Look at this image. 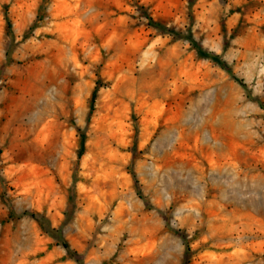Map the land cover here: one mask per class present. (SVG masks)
Segmentation results:
<instances>
[{
    "label": "rangeland",
    "instance_id": "rangeland-1",
    "mask_svg": "<svg viewBox=\"0 0 264 264\" xmlns=\"http://www.w3.org/2000/svg\"><path fill=\"white\" fill-rule=\"evenodd\" d=\"M263 75L264 0H0L3 264H264Z\"/></svg>",
    "mask_w": 264,
    "mask_h": 264
},
{
    "label": "trees",
    "instance_id": "trees-1",
    "mask_svg": "<svg viewBox=\"0 0 264 264\" xmlns=\"http://www.w3.org/2000/svg\"><path fill=\"white\" fill-rule=\"evenodd\" d=\"M263 81H264V75H263ZM62 246L66 249L67 252H72L69 245L67 243H63Z\"/></svg>",
    "mask_w": 264,
    "mask_h": 264
},
{
    "label": "crops",
    "instance_id": "crops-1",
    "mask_svg": "<svg viewBox=\"0 0 264 264\" xmlns=\"http://www.w3.org/2000/svg\"><path fill=\"white\" fill-rule=\"evenodd\" d=\"M0 264H3L2 252L0 250Z\"/></svg>",
    "mask_w": 264,
    "mask_h": 264
}]
</instances>
